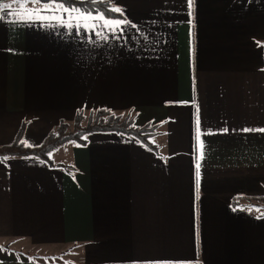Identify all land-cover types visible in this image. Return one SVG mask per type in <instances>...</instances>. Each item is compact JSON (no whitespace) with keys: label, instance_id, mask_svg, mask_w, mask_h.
I'll use <instances>...</instances> for the list:
<instances>
[{"label":"crops","instance_id":"1","mask_svg":"<svg viewBox=\"0 0 264 264\" xmlns=\"http://www.w3.org/2000/svg\"><path fill=\"white\" fill-rule=\"evenodd\" d=\"M110 1L0 8V146L155 127L0 159V264H264V0Z\"/></svg>","mask_w":264,"mask_h":264},{"label":"trees","instance_id":"2","mask_svg":"<svg viewBox=\"0 0 264 264\" xmlns=\"http://www.w3.org/2000/svg\"><path fill=\"white\" fill-rule=\"evenodd\" d=\"M55 1L62 3L68 8H74L86 13H101L107 17L121 18L122 15L113 6L110 0H42ZM94 120H90L85 128L80 127L84 119V112H78L74 118V131L67 133L69 127L68 122H61L57 126L56 131H52L45 138L40 146H28L23 141V133L26 123H23L14 142L8 145L0 146V159L15 156H35L43 159L49 164H53L50 155L60 145L66 142H76L85 144V137L92 132H117L129 136H134L148 146L150 145L149 138L153 135L154 126L138 127L134 124L130 117L123 118L121 115L115 114L110 110L101 109L96 111ZM108 117V118H106ZM264 201V196L258 198ZM264 209V208H263ZM264 213V210H263Z\"/></svg>","mask_w":264,"mask_h":264},{"label":"rangeland","instance_id":"3","mask_svg":"<svg viewBox=\"0 0 264 264\" xmlns=\"http://www.w3.org/2000/svg\"><path fill=\"white\" fill-rule=\"evenodd\" d=\"M55 1H47V2H44L42 0H0V8L1 7H7V6H27V5H38V4H42V5H51L53 4ZM57 3V2H56ZM62 4V3H61ZM96 112H93V114H95ZM115 114H118V115H121L123 118H127L129 117L130 118V115H128L127 112L123 113H115ZM95 118V115H91V113H84V119L82 120L81 122V126L82 128H85L88 123L90 122V120H94ZM108 118V117H106ZM57 130V127L55 128L54 131ZM74 131V120L72 122L69 123V127L68 129L66 130L67 133H72ZM248 205H255V206H260L262 209L264 208V201H261V200H255V201H249V204Z\"/></svg>","mask_w":264,"mask_h":264}]
</instances>
